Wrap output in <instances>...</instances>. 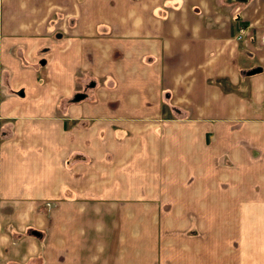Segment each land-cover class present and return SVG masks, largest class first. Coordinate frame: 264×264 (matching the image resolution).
I'll list each match as a JSON object with an SVG mask.
<instances>
[{
    "label": "crops",
    "instance_id": "1",
    "mask_svg": "<svg viewBox=\"0 0 264 264\" xmlns=\"http://www.w3.org/2000/svg\"><path fill=\"white\" fill-rule=\"evenodd\" d=\"M0 264H264V0H0Z\"/></svg>",
    "mask_w": 264,
    "mask_h": 264
},
{
    "label": "water",
    "instance_id": "2",
    "mask_svg": "<svg viewBox=\"0 0 264 264\" xmlns=\"http://www.w3.org/2000/svg\"><path fill=\"white\" fill-rule=\"evenodd\" d=\"M78 97H82V96H78ZM78 97L76 99H78ZM32 234L37 235L35 232H33Z\"/></svg>",
    "mask_w": 264,
    "mask_h": 264
}]
</instances>
